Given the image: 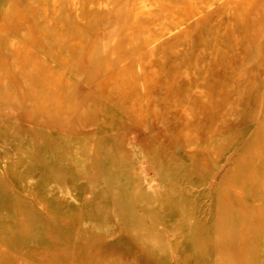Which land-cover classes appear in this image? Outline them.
<instances>
[{
	"label": "bare ground",
	"instance_id": "obj_1",
	"mask_svg": "<svg viewBox=\"0 0 264 264\" xmlns=\"http://www.w3.org/2000/svg\"><path fill=\"white\" fill-rule=\"evenodd\" d=\"M177 1L6 0L7 10L17 14L16 27L26 33L15 36L14 29L8 32L0 25V106L14 105L68 125L80 106L75 85L111 75L109 92L128 96L126 106L140 120L167 125L174 120L177 133L187 128L183 166L160 161L163 148L151 144L147 157L155 168L153 189L143 188L147 180L135 160L119 151L116 173L127 192L114 182L109 191L130 208L136 224L135 230H123L147 257L162 264H253L247 253L242 263L233 254L238 257L243 246L241 208L264 214V81L253 72L264 66V0H183L182 6ZM100 30L105 34L94 37ZM191 34L194 51L189 56ZM163 50L167 53L161 55ZM118 80L120 91L115 89ZM98 98L105 113L99 114L97 128L112 118L111 104ZM30 125L38 124L32 120ZM56 139L60 145L55 150L68 158L74 172L113 175L112 168H103L112 156L101 137L75 129ZM33 151L27 142L17 144L0 132V264H18L16 251L30 241L56 244L36 223L41 210L47 215L52 207L65 210L62 218L51 215L61 222L100 203L104 217L90 222L109 225L112 204L106 198L91 194L87 185L81 191L76 187L72 194L83 207L68 208L56 187L61 170L49 162L48 176L41 177ZM213 176L215 183L207 189ZM229 189L242 207L232 205ZM27 192L41 209L23 198ZM159 225L168 228V237ZM41 264H52V258ZM257 264H264V230Z\"/></svg>",
	"mask_w": 264,
	"mask_h": 264
},
{
	"label": "rangeland",
	"instance_id": "obj_2",
	"mask_svg": "<svg viewBox=\"0 0 264 264\" xmlns=\"http://www.w3.org/2000/svg\"><path fill=\"white\" fill-rule=\"evenodd\" d=\"M23 0H21L22 2ZM178 6H182L183 0H178ZM262 4L258 5V8ZM252 11V10H251ZM250 16V15H249ZM17 14L7 10L6 0H0V25H4L8 32L15 30V36L24 35L25 28H17ZM104 31H97L93 34L94 37H102ZM189 36V44L187 54L191 56L194 51L193 38ZM42 44L44 37L39 36ZM264 41V34L262 37ZM91 43L85 47L87 51ZM161 55L166 54V51H161ZM204 56L203 52L199 53ZM84 61H87L86 56ZM264 62V59H263ZM125 71L124 66L121 67ZM254 75L264 81V66H257L253 69ZM110 77L108 75L105 79L100 80L95 77L90 82L84 80L75 85L78 90V98L80 106L78 112L69 117L71 124H61L57 120H49L41 118L37 115H31L27 111L20 110L17 106H0V132L12 138L15 143L24 145L25 142L33 148L34 162L37 169L41 172V177H47L48 174L45 168L49 166V162L55 168L61 170L58 181L56 182L59 196L65 200L68 208H75L76 203L83 207L79 196H74L72 193L78 192L74 189L79 188V191L87 186L91 189V194L99 192L102 197L106 198L112 207L110 214L107 217L109 221L108 228L102 223H91L90 220L100 221L104 217V207L100 203H93L88 212H83L80 216L73 215L70 219H64L61 222L52 220V216L62 215L66 213L65 210L52 207L50 214L47 215L44 210L37 216L36 223L43 226L46 235L56 241L53 247L32 244L31 241L16 251L18 264L25 262H32L41 264L43 261L52 258V264H162L160 260L152 257H147L142 252L132 237L127 234L123 228L131 227L135 230L136 224L131 221V210L129 207L121 205L120 202L109 191V184L121 183L123 193L127 192V183L120 181V175L116 173L117 166L120 162L118 158L119 151L126 152L132 159L135 160L136 166L147 180L143 184V188H154L155 177L154 166L148 160V152L153 146L159 145L163 148L162 153L159 154V160L163 162L173 161L177 166H183L187 160L184 135L187 134L186 127L182 128L183 132L177 133L176 125L163 124L159 119L149 123L147 119L140 120L139 117L133 114L132 110L126 106L129 102L128 96L119 94V97H113L109 92ZM102 82V84H100ZM5 91H7V82H5ZM114 83V82H113ZM112 83V85H113ZM121 80H118L115 89L120 91ZM98 96H102L112 106V118L103 121L99 128L95 126L96 120L100 119L99 114L105 113L101 109V104ZM130 96V95H129ZM261 101H264V93L261 94ZM114 110V111H113ZM253 118V117H251ZM175 119V118H170ZM37 123V126H31L30 122ZM236 124V123H234ZM192 128V127H191ZM77 129L80 134L91 136L97 135L103 139L102 145L107 150L108 154L112 156L111 163L103 168H112L113 175L109 178L103 171L102 174H94L89 176L80 175L73 170L68 158L62 155V152L55 150L56 145H60L56 137L61 135L63 131H72ZM96 131H99L95 134ZM117 140H115V138ZM151 137L152 142L147 138ZM180 135V137H179ZM199 135H202L201 133ZM50 137V138H49ZM203 136H200L202 139ZM157 143V144H156ZM156 144V145H155ZM6 152H10L9 147H5ZM167 151V152H165ZM164 153L173 154V158L165 157ZM54 155V156H53ZM51 156V160L46 157ZM126 177V176H122ZM213 176L206 185L207 189H212L215 183ZM23 198L30 200L34 207L41 209L33 194L23 193ZM124 201L126 203V198ZM228 198L232 201V205L242 207L234 192L229 189ZM78 201V202H76ZM236 207L235 208L237 209ZM34 208V209H35ZM50 208V207H48ZM241 224L240 233L243 235L241 254L237 257L233 254V258L242 263L244 253L253 260V264H257L259 257V249L262 244V236L264 230V214L262 212L255 213L248 208H241ZM243 211V212H242ZM159 229L167 236L168 228L159 225ZM168 237V236H167ZM14 239V237H10ZM237 241L233 243V249L237 248ZM28 256H26V253ZM237 260V261H238ZM170 264H173L171 262ZM197 264H211L209 261L200 260ZM243 264V263H242Z\"/></svg>",
	"mask_w": 264,
	"mask_h": 264
}]
</instances>
